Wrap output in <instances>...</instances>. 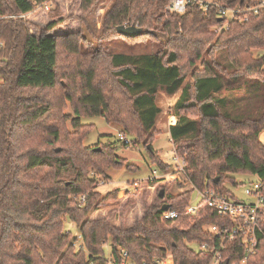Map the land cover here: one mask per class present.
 <instances>
[{"label": "trees", "instance_id": "1", "mask_svg": "<svg viewBox=\"0 0 264 264\" xmlns=\"http://www.w3.org/2000/svg\"><path fill=\"white\" fill-rule=\"evenodd\" d=\"M38 1L0 0V264H121L124 250L134 264H156L168 255L175 264L211 262L212 245L221 238L207 224L229 220L211 210L200 217L184 210L194 189L237 197L226 186H238L237 175L264 183V6L239 13L224 27L227 18L215 5L205 12L189 4L177 13L167 9L169 0H113L100 40L121 35L119 25H136L143 29L139 36L155 39L153 51L126 53L82 43L96 35L88 15L99 0H81L79 29L60 30L67 18L56 8L36 33L30 18L40 10ZM216 1L237 8L259 2ZM160 91L179 93L167 109L177 118L169 131L193 187L166 200L158 192L129 226L124 219L132 200L121 210L120 225L111 213L92 217L118 198V189L102 192L99 183L111 180V169L127 164L133 170V164L113 143L87 146L93 124L82 116L118 124L167 172L171 165L153 147L163 111ZM164 203L179 217L163 219ZM67 218L79 234L66 227ZM260 228L247 264H264V220ZM202 243L210 248H196ZM225 246L226 264H239L242 239L226 238Z\"/></svg>", "mask_w": 264, "mask_h": 264}, {"label": "rangeland", "instance_id": "2", "mask_svg": "<svg viewBox=\"0 0 264 264\" xmlns=\"http://www.w3.org/2000/svg\"><path fill=\"white\" fill-rule=\"evenodd\" d=\"M112 2L113 0H99L93 12L88 15L97 30L95 36L88 35L86 42L82 41L85 47H96L101 44L104 48L113 52L146 53L153 51L155 48V39L149 34L136 37L133 40H129L121 35L115 36L110 40L99 39L100 29L103 25V16ZM80 3L81 0H56L50 11H43V9L40 8L36 15L30 18L38 27H32L31 29L38 33L39 28L44 27L48 23L50 20L49 15L53 13L56 8H59L63 13V17L67 18L66 22L60 26V30L69 31L79 29V15L81 14ZM259 51L260 49H255L256 53H260ZM261 51L264 50L261 49ZM178 95L179 93L168 94L165 91H160L157 97V102L160 107H162L163 111L157 119L156 126L160 131L153 142V147L158 151L162 161L171 165V171L169 170L167 172L162 171L158 164L152 161L150 151L144 144L140 143L135 145L134 138L130 135H126L131 139L129 146L119 141L118 135L122 130L118 124L108 123L106 119L100 115L82 116L81 120L84 124H93L92 129L84 140L87 146L102 147L101 145L113 143L116 147V153L126 158L127 163L133 164V170H129L127 164L118 169H111V180L104 184L99 183L100 185L97 189L102 192L118 189V198L98 208L92 213V217L106 216L111 213L110 220L112 223L120 225L121 210L124 209L123 206L126 202L132 200L133 204L124 219L125 225L129 226L137 218L142 216L145 202L148 204L152 203L156 199L158 192L160 194L161 190H164L166 195L164 199L166 200L168 194H178L193 187L182 170H178V172L173 171L175 168L178 169L177 167L180 165V160L177 159L175 146L171 140L167 109L176 102ZM67 111L72 113L71 108ZM68 127L70 129L72 128L70 121L68 122ZM260 138L261 141L264 142V132L260 135ZM148 147L150 148L152 146L149 144ZM155 169L160 177L152 179L153 170ZM250 178L255 177L239 174L237 175V181L240 182L238 186H234L230 183H226V186L237 197L247 199L248 197L245 194V189L248 186V179ZM135 182H138V184L135 185ZM241 182H244V184H241ZM198 198V189H194L191 202L194 203ZM66 227L71 229L75 234H79L78 227L69 218H67ZM79 240H81V238H79ZM196 248H198V245H196ZM105 252L106 254H110V243L105 245Z\"/></svg>", "mask_w": 264, "mask_h": 264}, {"label": "built area", "instance_id": "3", "mask_svg": "<svg viewBox=\"0 0 264 264\" xmlns=\"http://www.w3.org/2000/svg\"><path fill=\"white\" fill-rule=\"evenodd\" d=\"M56 0H40L37 5L45 11H50ZM189 4H197L205 12L215 5L218 8L219 16L221 18H227L224 27L228 25V22L236 17L239 13L257 12L260 7L264 6V0H259L258 4L250 5L244 8L229 7L225 4H221L216 0H169L167 3V9L172 12L184 13ZM220 28V27H218ZM264 132V131H263ZM262 132V133H263ZM261 133V134H262ZM119 139L126 143H130L131 139L128 138L123 132H119ZM264 143V142H263ZM177 156V155H176ZM180 165L177 170L184 172L185 162L180 157ZM167 176V175H166ZM160 177L157 170H153L152 179ZM106 182H101L104 184ZM99 184V185H100ZM135 185L138 182L134 183ZM199 198L192 203L191 201L185 207L184 213L191 216H205L208 211L215 212L217 215L222 216L224 221L222 226L217 223L207 224L212 232L220 236L221 241L218 244L212 245L214 250L213 259L207 264H220L221 261L225 262L224 250L225 239L236 240L241 238L244 243V257L240 260L239 264H247L249 256L256 252L258 245V234L264 220V183L257 177L248 183L245 189L247 199L239 197H233L228 194L222 193L214 188L198 189ZM85 195L83 196V199ZM162 217L165 220H174L179 217V212L169 208L162 211ZM210 246L207 243L198 244L199 250H207ZM124 259L121 264H134L128 260V251H123ZM156 264H175L171 255L164 258H156Z\"/></svg>", "mask_w": 264, "mask_h": 264}, {"label": "water", "instance_id": "4", "mask_svg": "<svg viewBox=\"0 0 264 264\" xmlns=\"http://www.w3.org/2000/svg\"><path fill=\"white\" fill-rule=\"evenodd\" d=\"M117 31L121 35L134 38V37H138L139 35H141V33L143 32V29L141 27L136 26V25H119L117 27ZM59 150H60V148H57V151H59ZM164 195H165L164 190H161L160 197H164ZM169 208H170V205L167 203H164L162 205L163 210H168ZM226 263H227V261H225V264Z\"/></svg>", "mask_w": 264, "mask_h": 264}, {"label": "crops", "instance_id": "5", "mask_svg": "<svg viewBox=\"0 0 264 264\" xmlns=\"http://www.w3.org/2000/svg\"><path fill=\"white\" fill-rule=\"evenodd\" d=\"M176 122H177V118L175 116H169V125L175 124Z\"/></svg>", "mask_w": 264, "mask_h": 264}]
</instances>
